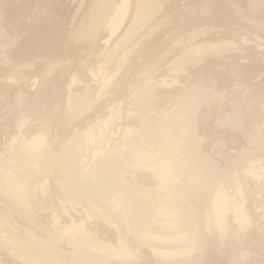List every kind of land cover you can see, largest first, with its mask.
I'll list each match as a JSON object with an SVG mask.
<instances>
[{"label":"rangeland","instance_id":"rangeland-1","mask_svg":"<svg viewBox=\"0 0 264 264\" xmlns=\"http://www.w3.org/2000/svg\"><path fill=\"white\" fill-rule=\"evenodd\" d=\"M111 1L0 0V264H264V0Z\"/></svg>","mask_w":264,"mask_h":264},{"label":"bare ground","instance_id":"bare-ground-1","mask_svg":"<svg viewBox=\"0 0 264 264\" xmlns=\"http://www.w3.org/2000/svg\"><path fill=\"white\" fill-rule=\"evenodd\" d=\"M141 1V0H140ZM155 1V0H154ZM112 2V7L111 8H113L112 9V12L111 13H108L109 14V16L108 17H104V16H102L101 15V12L99 13V11L97 12V6L95 7H92L91 6V9L88 11V13H87V15H86V17H85V19H87L85 22H87V21H89L87 24H83L82 26H80V25H78V26H80V27H82L81 28V31H80V35H81V37L83 36V41H81L83 44L85 43V45L86 44H88V43H90V40L92 39V38H94V37H92V38H90L91 36H97L98 35V27H99V25H101V24H105L106 26H107V28H108V32H109V37H111L112 38V36L116 33V32H118V30L120 29V28H122V26H124V24H126V20H127V17H128V15L130 14V4H131V0H112L111 1ZM136 2V1H135ZM139 2V1H138ZM142 2H149V0L147 1V0H142ZM104 3V2H103ZM154 3V2H153ZM110 5V6H111ZM102 6V5H101ZM100 6V7H101ZM105 6H106V4H105ZM142 6V5H141ZM109 6H107V7H105V8H108ZM110 7H109V9H111ZM101 9V8H100ZM104 9V8H103ZM147 9V8H146ZM145 9V10H146ZM106 11H107V9H105ZM138 10V11H137ZM141 8H138L137 6H136V12L134 13V14H132V21H131V24H130V26L131 27H129V29L127 30V28H126V31H125V33H123V39H125V37H128V35L129 34H131L132 32H134V31H136V30H138V28H139V26L142 24V20L144 19L143 17H144V15L146 14V11H145V14H143L142 12H141ZM144 10V9H143ZM142 10V11H143ZM111 11V10H110ZM109 11V12H110ZM107 13V12H106ZM143 15V17H141L140 15L141 14ZM86 14V13H85ZM105 15V14H104ZM101 17H104L105 19L103 20V18H101ZM96 18H97V20H96ZM145 19H146V17H145ZM144 19V20H145ZM102 20L104 21V23H102ZM144 20H143V22H144ZM95 21H98V22H96L95 23ZM82 23H83V20H82ZM81 24V23H80ZM92 24H95L96 25V27H94V28H92ZM142 26V25H141ZM80 30V29H79ZM125 30V29H124ZM152 31V30H151ZM76 33V32H75ZM77 37H79V36H77ZM121 37V38H122ZM130 37V36H129ZM128 37V38H129ZM90 38V39H89ZM107 41H108V39H106ZM121 40V39H120ZM78 41V40H77ZM93 41V40H92ZM106 41V42H107ZM85 47V46H84ZM115 47V46H114ZM86 49V48H85ZM112 50V49H111ZM137 143V142H136ZM136 143L135 142H132V143H130L129 144V147H128V149H127V151H126V153L128 152V154L127 155H130V157H132L134 160H137L139 157H146V159L147 158H150V157H152L151 155L149 156V155H147V154H145V153H139L138 151V146L136 145ZM123 147V146H122ZM118 148H120V147H118ZM121 149V148H120ZM122 150V149H121ZM187 153H188V151H187ZM79 153H78V150L76 149V147L75 148H70L69 149V151H68V156H67V161L68 162H70L71 163V165H73L75 168H77L79 165H80V163H78L77 162V155H78ZM94 154H96V152L94 153ZM148 154H150V153H148ZM199 154V153H198ZM200 154L202 155V153L200 152ZM121 155V154H120ZM192 155V154H191ZM200 155V156H201ZM204 155V154H203ZM126 156V155H125ZM147 156H149V157H147ZM129 157V156H128ZM189 157V156H188ZM192 157V156H191ZM190 158V157H189ZM204 158L207 160V162H208V164H209V168L210 167H214V162L212 161V160H210L209 158H208V156L207 155H204ZM192 160V159H191ZM190 160V161H191ZM189 163V162H188ZM191 163V162H190ZM163 165H165L166 166V162H164L163 163ZM194 165V164H193ZM193 165H192V167H193ZM253 165V164H252ZM251 165V166H252ZM189 166H191V165H189ZM216 167V166H215ZM168 168V165H167V167H166V169ZM252 168V167H251ZM254 168H255V166L253 167V169H251L250 171H249V169L247 170V171H245V172H251V174H253V175H255L256 174V169L254 170ZM198 168H196V169H191L189 172H190V177H193V178H196L199 182H200V184L202 183V181L201 180H199V171L197 170ZM211 170H214V169H211ZM167 171H169V170H167ZM90 177V175H89V173H82V177L81 178H83V179H90L89 178ZM88 181V180H87ZM98 181V180H97ZM95 182L94 183V188H96V190L99 192V194H107V199L110 201V202H112V203H119V202H117V200H118V198H119V196H120V193H119V191L118 192H116V191H114V192H112L111 190H110V188H109V190H110V193L107 191L108 189H106V190H104V188L103 187H101V185H100V181L99 182ZM114 187L115 186V183L114 184H111V187ZM112 187V188H113ZM103 188V189H102ZM236 191L238 192V194L240 193H242L241 192V188L238 186L237 187V189H236ZM226 197H228V196H226V193L224 192V191H222L220 188H218V189H216V191H215V193L214 194H212V196H211V198H210V200H209V204H210V209H211V212H212V214L215 216V218H216V226L219 228V229H221V225H222V223L225 221V219H226V215H227V211H228V208H227V205H226ZM134 201V198H131L130 199V203L129 204H126V205H124L123 207H120V211L121 212H125L126 210H127V208L128 207H130L131 205H133V202ZM234 206V205H233ZM232 206V207H233ZM242 206V205H241ZM241 206H238V207H236V206H234L233 208H231L232 210H234V214H235V216H238V213H240V211H241V209L239 210V208H241ZM243 214H244V212H242ZM240 216L242 215L241 213L239 214ZM246 216V215H245ZM242 220H245V217H244V215H242L241 216V220L240 221H242ZM144 235V234H143ZM124 255H127V252L125 251L124 252Z\"/></svg>","mask_w":264,"mask_h":264}]
</instances>
